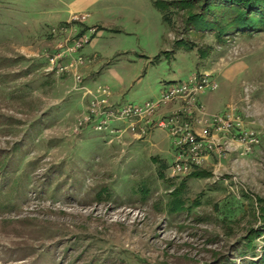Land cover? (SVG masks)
Instances as JSON below:
<instances>
[{
	"label": "rangeland",
	"instance_id": "374dc122",
	"mask_svg": "<svg viewBox=\"0 0 264 264\" xmlns=\"http://www.w3.org/2000/svg\"><path fill=\"white\" fill-rule=\"evenodd\" d=\"M156 1L0 0V264L264 257V234L249 240L264 228V31L218 41L212 31L189 30V9L175 4L168 25ZM85 33L82 64L70 67L75 54L52 62L61 43ZM182 38L192 48L175 47ZM196 72L219 84L200 95L214 112L203 103L197 129L231 113L259 140L221 133L220 151L197 167L210 175H172L176 150L166 130L139 138L124 123L111 133L86 120L100 86L113 103H143Z\"/></svg>",
	"mask_w": 264,
	"mask_h": 264
},
{
	"label": "built area",
	"instance_id": "2783aa9c",
	"mask_svg": "<svg viewBox=\"0 0 264 264\" xmlns=\"http://www.w3.org/2000/svg\"><path fill=\"white\" fill-rule=\"evenodd\" d=\"M94 29L96 31V28ZM95 31L92 33L95 34ZM90 40L91 37L86 33L75 38L71 45L67 39L60 44V51L54 54L52 62H57L65 55L75 54L69 65L77 68L85 61L81 51ZM69 65L61 66L59 69H68ZM218 86V81L210 73L196 72L186 80L172 82L154 99L128 104L111 102V89L108 86H100L91 102L86 120L94 123L98 131L111 133L116 132L114 131L116 124L113 123H124L139 138L154 128L166 130L174 138L176 150V159L171 167L172 175H188L200 166L211 152L220 151L221 133L240 130L238 133H242V137L248 140V143L259 142L256 136L243 130L242 120L235 118L231 113L215 117L210 129L207 127L199 131L196 128L195 122L199 119L194 121L191 116L205 111L200 95L207 91H215ZM173 102H179L180 106L170 114L158 115L162 107ZM116 134L118 135V132ZM112 140L113 137L109 138V142Z\"/></svg>",
	"mask_w": 264,
	"mask_h": 264
},
{
	"label": "trees",
	"instance_id": "16d2710c",
	"mask_svg": "<svg viewBox=\"0 0 264 264\" xmlns=\"http://www.w3.org/2000/svg\"><path fill=\"white\" fill-rule=\"evenodd\" d=\"M173 4L189 9V15L185 19L189 30L212 31L218 41H224L225 37L236 33L253 35L264 31V0H175V2L157 0L156 7L162 12L163 19L168 25H171V18L167 10ZM181 46L192 48L183 38L175 41V47ZM198 51L201 56H208L209 47L198 48ZM210 174L211 172L196 168L190 175L199 178ZM173 202L176 204L174 207H183V202L179 198H175ZM262 211L264 227V206H262ZM261 234H264V228L256 232L252 230L249 240L252 241V238ZM250 264H264V257Z\"/></svg>",
	"mask_w": 264,
	"mask_h": 264
},
{
	"label": "crops",
	"instance_id": "0c3cea01",
	"mask_svg": "<svg viewBox=\"0 0 264 264\" xmlns=\"http://www.w3.org/2000/svg\"><path fill=\"white\" fill-rule=\"evenodd\" d=\"M163 90V89H162ZM160 93H161V91H160ZM160 93L158 94V95H156L154 98H156L157 96H159L160 95ZM205 94V93H204ZM201 99V101L203 102V103H205V105L208 107V109H209V111L210 112H214V111H212V107H213V101L212 100H210V101H205V100H203V96L200 98ZM148 100H150V99H148ZM147 101V100H146ZM205 101V102H204ZM178 106H180L179 105V103L178 104H175L174 106H172V107H169V108H166V109H164V113H165V115H167V114H170L171 112H173ZM194 117H196L195 115H192L191 116V118L194 120ZM195 125H196V123H195ZM196 128H197V126H196Z\"/></svg>",
	"mask_w": 264,
	"mask_h": 264
}]
</instances>
